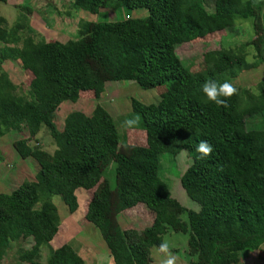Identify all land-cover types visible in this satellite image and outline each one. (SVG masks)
<instances>
[{
	"label": "trees",
	"instance_id": "16d2710c",
	"mask_svg": "<svg viewBox=\"0 0 264 264\" xmlns=\"http://www.w3.org/2000/svg\"><path fill=\"white\" fill-rule=\"evenodd\" d=\"M205 4L72 0V9L93 15L119 8L144 9L147 15L82 21L77 37L64 43L35 41L27 27L28 7L21 8L12 27L0 16V141L14 135L18 156L37 164L33 180L0 192V264L12 245L16 264H84L68 244L40 261L60 222L52 198L60 197L74 213L77 189L91 190L85 219L98 229L114 264H150V250L169 230L188 235L189 264H240L244 251L256 252L264 264V81L256 92L235 86L227 108L208 102L200 91L206 80L232 83L243 71L264 66V2L215 0L213 11ZM237 19H252L254 38L228 48L211 40L202 53L178 52L211 34L232 31ZM193 57L203 63L198 71L183 63ZM5 61L19 63L31 74L30 82L13 84L3 70ZM123 81L159 92L154 104L130 98L129 119L138 116L139 122L127 128L144 131L143 145H124L125 135L99 104L90 115L68 113L57 129L55 112L62 103H76L84 92L99 100L106 83ZM43 128L55 145L48 159L22 137L35 139ZM201 140L213 147L204 159L195 151ZM181 151L190 164L179 185L198 204L197 211L173 198L158 175L160 155ZM111 162L116 164L112 177L106 173ZM140 204L153 220L137 230L140 239L130 241L117 218Z\"/></svg>",
	"mask_w": 264,
	"mask_h": 264
},
{
	"label": "rangeland",
	"instance_id": "374dc122",
	"mask_svg": "<svg viewBox=\"0 0 264 264\" xmlns=\"http://www.w3.org/2000/svg\"><path fill=\"white\" fill-rule=\"evenodd\" d=\"M214 1L206 0L205 5L208 11H213ZM253 1L256 3L264 2V0ZM71 3L72 0H8L5 4L0 3V16L6 20L8 27H12L18 14L23 12L21 8L28 7L30 8V13L27 14V27L32 31L35 41L45 40L48 42L59 41L64 43L77 37L79 23L82 21L112 22L144 18L147 15L144 9L131 10L127 8H119L117 10L103 9L98 14L93 15L82 10L72 9ZM254 36L252 19H237L232 31L211 34L203 38V40L196 41L191 47H181L178 52L188 55L191 54L190 51L202 53L203 44H207L211 40L220 42L223 47L228 48L247 42L254 38ZM246 59L250 63L253 62L252 54L248 52ZM183 63L191 67L192 71H198L203 67V63H200V60L195 57ZM2 67L11 82L15 85H27L31 80V74L24 71L17 62L5 61ZM263 81L264 66H259L254 70L243 71L232 83L237 88H246L256 92L257 84ZM130 98L136 99L143 104H154L159 100V92L158 89L143 90L134 82H108L99 100H95L91 93L84 92L76 103H62L55 112V125L58 130H62L64 118L68 113L79 111L85 115H90L95 105L99 104L111 115L116 123L119 134L125 135L124 145H143L145 138L143 135L144 131L139 132L140 130L128 129L123 125V122L129 119L128 114L131 113ZM13 136H5L0 141V192L2 193H10L23 181L33 180L37 171V164L32 158L21 159L15 152L12 146ZM22 137L28 140L29 146H37L41 149L44 159H48L55 150L54 142L45 128L41 129L35 139H30L25 134ZM159 160V178L167 185L172 197L184 208L197 211L199 208L198 204L191 201L179 185L181 174L190 164L187 153L181 151L175 156L164 154L160 155ZM115 165L114 162L109 164L106 171L108 176H113ZM104 183L102 180L101 185ZM91 194V190L77 189L75 195L78 208L71 214L60 197L55 196L52 198V203L56 206L60 222L57 234L43 249L44 251L40 258L41 262L45 261L50 250L53 251L57 248V244L62 239L67 241V239L72 238V242L69 240L70 242L68 241L67 244L73 247L74 250H107L98 229L85 219V206ZM142 205L140 204L124 211L117 218L116 224L123 228L128 237H130V241L140 239V234H138L137 230L140 233L141 229L150 225L153 220V215ZM181 219L186 221L187 216L183 214ZM163 239L169 241L177 257L176 264H189L192 258L187 255L188 235L169 230L163 236ZM16 248V245L10 247L2 264H16ZM261 249L264 251V245ZM150 255V264H158L159 255L156 252V248L150 250ZM256 256L257 253L254 251H244L240 264H262ZM86 257L88 264H92V257L88 255Z\"/></svg>",
	"mask_w": 264,
	"mask_h": 264
},
{
	"label": "clouds",
	"instance_id": "9594fccd",
	"mask_svg": "<svg viewBox=\"0 0 264 264\" xmlns=\"http://www.w3.org/2000/svg\"><path fill=\"white\" fill-rule=\"evenodd\" d=\"M200 91L208 102L218 107H229L228 99L237 93L235 85L228 80L223 82L217 80H206L202 83ZM139 122V117L134 116L123 122L125 127H131ZM195 151L199 154L200 159H204L212 154L213 147L205 140L199 141L195 145ZM156 252L159 255L158 264H176L177 257L167 239H163L157 246Z\"/></svg>",
	"mask_w": 264,
	"mask_h": 264
},
{
	"label": "crops",
	"instance_id": "0c3cea01",
	"mask_svg": "<svg viewBox=\"0 0 264 264\" xmlns=\"http://www.w3.org/2000/svg\"><path fill=\"white\" fill-rule=\"evenodd\" d=\"M58 232V231H57ZM57 234V233H56ZM55 237V236H54ZM53 240V239H52ZM71 241L72 238L67 239V241H64V239H62L58 244H57V248L61 247L63 244H67L68 241ZM69 241V242H70ZM51 242V241H50ZM64 242V243H63ZM72 242V241H71ZM56 248V249H57ZM73 248V247H72ZM74 249V248H73ZM44 250L42 249L41 254ZM84 261V264H88L87 262V257L91 256L92 257V264H114L108 250H74ZM244 253V252H243ZM111 261V262H110Z\"/></svg>",
	"mask_w": 264,
	"mask_h": 264
}]
</instances>
